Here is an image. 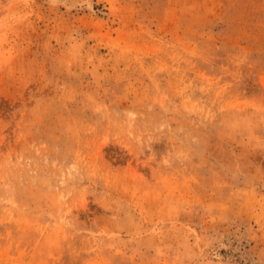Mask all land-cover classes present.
Returning a JSON list of instances; mask_svg holds the SVG:
<instances>
[{
    "label": "rangeland",
    "instance_id": "1",
    "mask_svg": "<svg viewBox=\"0 0 264 264\" xmlns=\"http://www.w3.org/2000/svg\"><path fill=\"white\" fill-rule=\"evenodd\" d=\"M0 264H264V0H0Z\"/></svg>",
    "mask_w": 264,
    "mask_h": 264
}]
</instances>
